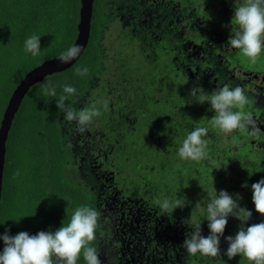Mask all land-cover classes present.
Wrapping results in <instances>:
<instances>
[{"label":"trees","instance_id":"obj_1","mask_svg":"<svg viewBox=\"0 0 264 264\" xmlns=\"http://www.w3.org/2000/svg\"><path fill=\"white\" fill-rule=\"evenodd\" d=\"M144 1L145 3L148 2L151 5L154 3L155 8L152 6V9L149 11L156 12L155 14L148 12L150 16L143 15L142 12H135L133 18L134 22L131 24L134 26L135 31H131L130 33L127 32V35L128 37L131 36L129 39H138L141 42V55L143 57V61H148V63L161 61L162 64L163 59L167 57V54H169L170 57L174 54H176L177 57L183 56L184 53H186V47L188 48V42L192 36L195 40L202 37L199 34V31H202L204 27H206V29H210L213 24H222L225 25L226 28L228 25L231 27L230 20L234 17V13L231 12L229 13L230 18L227 19L228 16H226L225 20H223V15L226 14H224L223 11L220 12L217 10L216 13L214 12V14H217V17H214L215 19L212 23L209 21L206 24L201 22L197 23L193 18L187 17L189 11L186 12L182 10L178 3H181L182 1L184 5H188L190 2L200 5L201 3L198 0ZM144 1L94 0L89 43L82 57L71 68L49 75L43 80L35 83L24 96L19 106V108L22 107V112L25 109L23 107L24 104L22 103L28 94H35L36 96V100L30 106L29 111L25 110V114L27 111V118L23 124H20L21 131L25 139L24 144L26 145V151H28L30 147L32 151H36V155L34 154L33 157L35 158L31 159L33 163L31 166H23L22 170H25L22 172V175L26 178V183L21 186L31 187L32 192L40 195L42 200L48 202H52L63 196L66 197V212L60 214L61 220H59L58 227L55 225L53 232L61 227L62 224L66 225L70 221L71 215L77 207L89 206L97 210L100 213V216L98 218L95 233L96 238L91 242L90 246L97 249V246H99L98 244L101 245V251L104 252L101 253V259L99 256L101 264H115L120 260L123 261V258L125 257L134 258L138 253L136 249L138 247H140V249H144L148 244L154 250V247L158 246L157 243L159 241V235H163V244L159 247L162 251L159 253L161 256V259H159L161 264H249L243 256L237 255L233 259L229 260L227 256L224 255V252L228 247L225 237H234L241 224L236 223L237 221L233 219H230L229 223H227L224 235L220 238V256L212 258L202 256L199 253L196 256H191L182 246L186 239V233L190 232L189 225L186 223H191L193 221L201 222V235L204 237L210 235V230L208 228L209 221L205 218L207 204L210 200L209 193L214 192L216 182H218L219 179V177H213L214 174H216L213 169L219 165V158L216 159V157L221 154V151L213 153V145L208 146L207 151L209 152V155L207 160L211 162L209 166L205 163V159L199 162L190 160L186 161L180 159L178 156V149L190 132L195 130L197 127L208 128L211 125L209 121L215 113L211 107H208V105L205 107L207 111L204 113H202V111L201 113H190V110L185 113L184 117L186 125L184 126L183 131H180L179 129L177 141L175 140L176 136L174 135L176 133L171 134L170 132L171 129L178 131L176 130L177 128H167L166 125L165 128L162 127V129H155L156 131L149 127L153 131V135H147L156 140L154 145L146 143L149 137L146 139H141L140 136L135 138L136 142H143L139 143L138 147L141 151V155L148 161L146 166H150V173L143 178L146 180L147 185L145 189L137 191L129 187V191L127 192L135 198L142 194L150 197L145 209L147 211L151 209L150 207L157 209L155 215L162 217V221L160 223L154 222V218H152L151 223L135 222L132 225L124 224V221L129 222L131 220V210L127 205H125L123 210H121L123 207V205H121L123 200L120 201L119 197H115L113 191L115 192L116 189L108 190V188L109 186L112 187L117 182L124 181L127 177L134 179L135 173H130L128 171H126V173H121V170L117 171L119 176L116 183H108L106 180V183H103V188L100 186L91 188L85 184L79 185L77 177H68L66 174L63 175V167L67 161V154L61 146L62 135L60 131L64 120V114L57 108L56 100L63 94V86L68 84L76 89V93L70 96L68 101H65V103L73 105L74 102L82 95L87 81H89L93 74L100 71L104 55L99 45V37L108 15L114 12L111 9L117 7L119 4L127 2L130 4L126 6L128 7V9L126 8L128 11L129 8H131V4L135 6V8H132L133 10H139V8H143ZM61 4L62 0H0V124L12 90L20 83L28 71L43 64L51 58L59 57L60 53H62V51H59L62 49L61 45L68 44L69 40H71V46L74 45L80 27L81 2L80 0H76L74 1V5L72 3V7L69 8L71 18L64 19L62 23L60 18L63 6ZM110 4L114 5L111 6ZM202 9L203 5L199 7V12L202 14V17H205V19L208 20L210 17L201 12ZM179 17L181 18L179 19ZM53 19L60 22L61 26L59 29L63 28L65 34L64 39L57 40V44H54L53 41V46H56L54 51L59 52L55 53L52 49H49L45 55L38 54L36 56L26 52L24 49L25 41L32 35L40 37V47L45 46L43 44L48 42V37L44 35L42 28H44L45 25ZM55 33L56 32L52 33L50 38ZM68 35L69 37L67 38ZM184 43L185 46H183ZM57 47H59V50ZM176 56L174 59H176ZM133 58L126 61L124 67L116 70L112 75L110 74L112 76L110 77L112 85L115 83L113 80L114 75L117 77L120 75L118 78L125 80L123 85L126 87L129 84L128 81L132 74H136L138 79L142 78V74L139 72V69L135 70L136 68L131 66V63L134 60ZM82 67L88 68V74L85 76L76 75V69ZM49 80L52 81L55 86L57 93L55 97H45L42 95V89ZM208 86L211 87L212 85ZM219 89V87L218 89L214 88V92ZM184 90L186 91L185 93H187V85H185ZM140 100L143 102L144 98L141 96ZM125 102H130L128 105H131V103H133L132 96H127ZM140 106H143V103H140ZM99 107L100 105L98 108ZM150 110L151 109L146 112ZM107 112L109 114L112 113L111 109H108ZM121 112L123 113L121 119L124 121L120 124L115 123V126H117L119 131L123 133V135L120 134L118 136L122 143L123 141L134 137L132 132L135 129V126L134 124L129 123L130 125L132 124V129L125 130V125L128 119L134 117L131 116V113L129 112ZM147 115H149V113H147ZM113 116L116 121L115 112H113ZM15 118L13 120L12 127L14 125ZM12 127L9 131L6 144L0 209L4 192V183L8 182L12 185L19 186L20 182L18 181V178H10L12 175L11 172L14 174L17 172L18 163H21L20 158L13 160L11 166L9 160H7L8 150L10 151L11 142L15 138L14 134L11 135ZM140 128L147 131L146 133L150 132V129L144 124H141ZM213 129L215 131H219V129ZM162 134L163 136L164 134L167 136L163 137ZM232 134L234 136L233 142L238 145V148L233 149L232 146L225 147L222 152L226 154V158L220 160H223V164H227L232 157H236L237 161H234L233 163L240 171V175L238 176L239 181H236L235 178H230V181L225 182L227 184L231 183L229 190L226 186H224L225 183H223L221 185L218 184L216 191L221 189L223 191H227L230 195H233L231 189H234V184L239 185L237 188L247 184L248 188H245L248 193L247 198L243 199L234 197L233 199H238V203L241 208H246L252 212L251 218L247 221V226H251L255 223L264 222V216L255 211L251 190L252 184L264 179V151H257L255 146H253L250 141H246L249 134L246 133L244 129H237L233 131ZM206 138V136L202 137V139L205 140ZM124 143L129 145L127 142ZM136 147L137 144L134 145L135 154ZM241 148L250 151L252 149L255 153V157L251 158L252 160L247 158L245 160L241 159L240 161V155L238 156L240 151L238 149ZM181 163L184 164V168L186 169L183 171V177L186 178V184H178L175 188L174 186H168L171 193H168L167 196L168 198H175L176 196L189 197L190 201L187 203L185 208H177L171 215L169 214V216L163 215L158 204V200L162 201L163 197L161 196L164 195V192L159 190L162 188V185L159 184L160 180L165 173L173 170H180L179 166ZM129 164L133 163L131 162ZM138 164L139 159L138 161L135 160L133 164L134 167L130 168L131 172H135L137 170L136 166ZM20 166H22V163L19 167ZM205 167H207L206 170L204 169ZM74 173L76 172L74 171ZM156 180L159 183H157ZM149 181H153L154 183H150ZM147 183H150L151 185L149 186ZM166 187L164 185V188ZM121 188L124 189L125 187ZM100 189H102V191ZM156 190L160 192V195L156 192ZM193 193H195V198L196 196L201 197L200 204L195 207L191 204V201L194 198L192 196ZM217 194L219 193L217 192ZM108 198L111 203H107ZM123 198H125L124 202H126L127 199L125 195H123ZM120 206L122 207L120 208ZM103 208L106 210H103ZM52 220L47 224H43V220L40 222L37 221L34 225L35 228L30 232L34 231L36 234L40 231L52 232L49 226ZM183 221H185V223H183ZM153 236H156V238H153ZM164 238L167 240L165 246H163L165 243ZM175 251L178 253L175 254ZM0 252H2L1 248ZM174 255L177 257H174ZM77 264H86L82 254L77 261Z\"/></svg>","mask_w":264,"mask_h":264},{"label":"rangeland","instance_id":"obj_2","mask_svg":"<svg viewBox=\"0 0 264 264\" xmlns=\"http://www.w3.org/2000/svg\"><path fill=\"white\" fill-rule=\"evenodd\" d=\"M74 1L76 0H62L61 5L63 7H62L61 18H60L61 23L63 22L64 19L71 18L69 8L72 7V3L74 5ZM163 1H167V0H163ZM198 1L201 3L200 5L193 4L192 2H190L188 5H184L182 1L181 3H178V2L177 3L181 6L182 10L186 12L189 11L187 14V17L193 18L194 20H196L197 23L201 22L203 24H206L208 21L212 23L213 20L215 19L214 17H217V14H214V12L216 13L217 10H219L220 12L223 11V13L226 14V15H223V20H225L226 16H228L227 19L230 18L229 13L231 12L234 13V8L239 7L244 3V0H198ZM143 3H144L143 8H139V10L137 9L133 10L132 8H135V6L131 4V8H129V11H128L127 10L128 7L126 6L130 4H128L127 2L119 4L116 9H111L114 12L108 15V18L104 24V31H102L101 36L99 38V45L104 55V59L106 63L105 70L107 72L104 73V76H107L111 74L112 72H114V69H115L114 65H119V62H120L119 60L121 58H124V57L130 58L134 56V60L132 61L131 66L136 68L135 70L139 69V72L142 74V78L136 81L143 84L144 80L146 83V82H150L151 78H153L154 79L153 84H156L157 82H159L160 75H162L161 61L160 62H150V63H148V61L144 62L143 57L141 55V51H140L141 42L138 39H133V38L129 39L131 36L128 37L127 35V32L130 33L131 31H135L134 26L131 25L134 22L133 18H134L135 12H142L143 15H148V16H150L149 13L155 14L156 11H149L150 9H152V6L154 7V3H152V5L148 2L145 3V1ZM202 5H203V9L201 10V12L207 14L210 17L208 20H206L205 17H202V14L199 12V7ZM180 18L181 17H179V19ZM60 26H61L60 22L57 20L55 21V19H53L49 23H47L44 28H42L44 35L48 37L47 38L48 42L43 44L45 45L44 47H40V50L41 49L42 50L39 52V55H45L49 49H52L54 51L56 46H53V41H54V44H57V40L64 39L65 34H64L63 28L59 29ZM54 32H56L55 33L56 35L54 34L50 38V36ZM199 34L201 36L204 35V39L195 40L192 36L188 42V48L186 47L187 50H186L185 58H186V61L189 60L188 63H190V66L187 67V64L185 62L184 78H185L186 84L188 80L190 81L191 89L193 87V84H192L193 78L195 79L197 77V71H195L196 67L194 66L195 59H199V61H203L204 59H202V57L205 56V54H203L202 52L203 50H205L206 52H209L210 54L212 52H215V48L220 44V42H218L220 41V39L221 41L223 40L224 42L228 41L231 35V27L228 25V27L226 28L225 25H222V24H213L212 28L210 29H206V27H204L202 29V32H199ZM226 36L228 37V39L226 38ZM68 37L69 35L67 36V38ZM61 46H62L61 50H59V47H57V49L59 51L64 52L69 47H71V40L68 41V44L61 45ZM226 46H229L231 48V46L228 43ZM223 48H221V50H223ZM230 48H229V51H231ZM59 51H54V52L56 53ZM232 53L233 55H235V58L239 57L241 59L240 60L241 66L244 69H249L246 71L264 70V53L261 52V55L255 64L251 63L246 57H244L241 54L240 50L238 49L236 51H232ZM175 56L176 54L173 55V57ZM215 57L218 60L220 58L218 57V55H216ZM169 66L174 68L175 64H173L172 62L169 64ZM173 68H171L170 70H172ZM210 70L211 68L207 67V71H210ZM230 72H231V69H230ZM101 77L102 75L100 76V78ZM200 78L201 80H199L198 82L195 80V83L203 88L205 96L208 97L214 93V89L213 88L210 89V87L208 86V85H212L211 82L213 79L209 77L202 78L201 75H200ZM103 79L104 77L102 78V80ZM235 79L237 80V82H238V79L241 80L239 76L236 77ZM256 82L258 84V81ZM238 86L244 89V88H247V83L240 81L238 82ZM143 87L145 89L144 85ZM249 88H251L250 85H249ZM14 89L12 90L11 94L13 93ZM94 89L100 90V91H106L105 90L106 86L104 87L103 84L101 83V84H97ZM257 91H259V86L257 88L256 87L253 88V92L256 93ZM189 92L190 91L187 89V93L183 94V99H184L183 114L186 113L188 110L192 111L193 108L194 110L201 111L202 109L207 107V105L208 107H211L210 103H208L207 101H205L204 103H198V102H195L193 99L190 101V104H186L185 99H186V95H188ZM94 94H95L94 90L89 91L87 94V100H85V102L82 103V107L76 108L75 110L80 111L82 110L83 107L91 108L94 105V101L92 100ZM170 96L172 98L168 100L167 106H169V115L171 116V115H175V109L173 108V106L176 105L177 98H176L175 93H171ZM89 97L90 99H88ZM189 98H191L190 95H189ZM35 100H36L35 94L32 95L31 93H29L28 96L25 98L24 102L22 103L25 105V106L23 105L25 109L22 112V107L21 108L18 107L19 109H17L16 115H15L16 118H15V122L12 127V131H11V135L14 134L15 138L11 142L10 151L8 150L7 160H9L10 166H11L13 160H17L20 158L22 166L19 167L21 163H18L17 172H19V176L15 177V178H18V181H20L19 186L12 185L8 182L4 183V192H3V198H2L1 209H0V236L5 234V232H7L8 235L10 236H15L17 234V230L19 229H23L21 232H27V229H29L28 231H31L35 228L34 226L35 223L37 221L40 222L42 220H43L42 222H44L43 224H47L53 219L52 220L53 224L57 225L58 227L59 220H61L60 214H63L66 212L67 202L65 201L66 199L65 196L59 199L57 198L56 200L52 202L50 201L48 202V201L42 200L40 195L32 192L31 187L21 186L26 183V178H24V176L22 175V172L25 170V169L22 170L23 166L28 167L33 164L31 159L35 158L33 156L34 154L36 155V151L35 150L32 151L30 147L28 151H26V148H25L26 145L24 144L25 139L23 137L20 124L24 123L25 119L27 118L26 117L27 111H29L30 106L34 103ZM259 102L261 101L259 100ZM156 104L158 106H161L160 101H158V103ZM246 107L247 105L245 106V108ZM245 108L243 110H245ZM25 110H27L26 114H25ZM235 110L236 109H234V111ZM147 117H148L147 114L139 115L138 121L134 123L135 129L133 130L132 133L136 134L135 137L140 136L141 139L143 138L146 139L144 133H146L147 131L140 128V124H141L140 121L144 122L147 119ZM99 121L105 124L107 122V118H103L101 114L93 118L92 123L89 124L86 127V130L84 131L86 132L88 139L91 140L92 136H94L95 134L97 135L98 138H100V136L104 135V133L106 134V137H109V134H108L109 132L104 131L103 133V129L101 125L99 124ZM71 123H72V127L74 128V132L79 131L78 124L75 121H72ZM131 129H132L131 125H125V130H131ZM112 130H114L113 132L120 134V132H118L119 131L118 127H115ZM232 133L225 134L220 130L215 131L211 125L208 127V133L206 135L207 137L206 141L208 142V146L213 145L214 147L213 153H217L218 151H221L220 152L221 154L217 155L216 157V159L219 158V165L215 168L213 167L214 168L213 170L216 172V174H214L213 177H216V178L219 177L218 182H216L215 189L218 186V184L221 185L225 182L230 181V178H235L236 181H239L238 176L240 175V171L234 166V163H233L234 161H237L236 157H232L227 164H223L222 162L223 160H220V159L226 158V154L222 152V150L225 147L232 146L233 149L238 148V145L235 142H233L234 136ZM121 135H123V133H121ZM174 135L176 136L175 140L177 141V134H174ZM124 142H127L129 144L128 140L123 141L122 143L120 142V140L119 141L115 140L114 144H109L108 151H109L110 156L108 155L107 158L101 157L100 159H97V161L95 160V156L97 154L90 151L89 148L84 149L83 154L80 156L78 155L79 157L77 158V162L79 166V173L83 181L87 185H91L95 187L98 184L101 188H103V183H106L105 182L106 180L108 181V183H112V182L116 183V180L119 175L117 171L121 170V173H126V171L130 173H135L134 179L127 177L124 181L117 182L115 185H113L112 187L109 186L108 188V190L116 189V191L115 192L113 191V193L116 198L121 197V201L125 199L122 196L123 195L126 196L127 201L123 203L130 208L132 218H131V221L129 222L127 221L124 223L126 225H132V222L151 223L152 218H154V222L160 223L162 221L161 220L162 217L155 215V212L157 211V209H155L154 207H150L151 209H149L148 211L145 209L147 207L146 204L150 200V197L142 194V195H139L137 198H135L133 195L127 192L129 191L128 190L129 187L137 191L139 190L142 191L143 189L147 187L146 180H144L143 178L150 173V166L149 167L146 166L148 161L145 159L144 156L141 155V151L139 150V147H138L139 143H143V142H140V141L136 142L134 140L133 143L129 145H126V143ZM146 143L154 145L156 143V140L153 137H149ZM103 144L104 142H102L100 139H98L97 142H95L97 149L103 148ZM135 144H137L136 154L134 153ZM81 149L82 148L79 147L76 152L77 153L80 152ZM238 150L240 151L238 154V156L240 155L239 156L240 161L241 159L245 160L247 158H250V160H252L251 158L255 157L254 156L255 153L252 149L251 151L244 149V148H241ZM23 154H26V155H23ZM138 159H139V164L136 166L137 172L136 171L131 172L130 168L134 167L133 164L135 160L138 161ZM131 162L133 164H129ZM205 163L209 166L211 162L205 159ZM179 167H180V170L178 169L177 171L173 170V171H169L168 173H165L164 176H162L160 183L156 180L157 183L162 185L161 189L159 188L157 189L164 192V195L161 196L163 197V199L165 197H168L167 196L168 193H171L168 186H174L175 188L176 186H178V184H184V185L186 184V178L183 177V171L186 170L184 168V164L181 163ZM204 169L206 170L207 167H205ZM11 174L12 175L10 176V178H14V173L11 172ZM149 182L154 183L153 181H149ZM150 183H147V184L150 186L151 185ZM164 185L165 187L166 186L167 187L164 188ZM230 185L231 183L224 184V186H226L228 190L231 187ZM121 187H125V188L123 189ZM237 187H239V185L234 184V189L233 188L231 189L233 198L234 197H239L243 199L247 198L248 193L246 192L245 188H248V187H240V188H237ZM220 191L221 189L217 190L218 193ZM156 192L160 195V192L158 190H156ZM192 196L194 198L191 201V204H193V207L198 206V204H200L201 202V197L196 196L195 198V193H193ZM184 198H186L188 202L190 201L189 197H184ZM107 203H111L109 198L107 200ZM153 203L157 205L155 202ZM230 218L231 220L233 219L237 221L236 223H241V221H239L235 217L232 218L231 216L228 217V223L230 221ZM189 230L190 232L192 231L190 226H189ZM153 238H156V236H153ZM158 238H159V241L157 243L158 246H155L154 250L149 246V244L144 249H140V247L136 249L138 252L137 256L140 257L139 259L144 260V259H149V258H158L160 256L159 253H161L162 251L161 249H159V247L162 246L163 244L162 243L163 235H159ZM164 241L165 243L163 246H165L167 240L164 238ZM98 245L99 246H97L98 247L97 251L101 259L102 257L101 253H104V252L101 251L102 249L101 245L100 244ZM0 248L3 251V248H4L3 240H0ZM156 262L158 264H161L155 259H152L150 262L147 260L144 261L145 264H155ZM136 263L138 264V262ZM122 264H130V260L126 259L125 262H123Z\"/></svg>","mask_w":264,"mask_h":264},{"label":"clouds","instance_id":"obj_3","mask_svg":"<svg viewBox=\"0 0 264 264\" xmlns=\"http://www.w3.org/2000/svg\"><path fill=\"white\" fill-rule=\"evenodd\" d=\"M227 43L251 63L255 64L264 50V0H244V3L234 8V17L231 20V35ZM26 52L33 56L39 54L40 37L36 35L26 39L24 44ZM79 45H73L60 53L58 60L68 63L76 59L81 53ZM88 68L76 69V75L85 76ZM45 97L57 95L52 81H48L43 89ZM76 93L71 85L63 86V94L56 100L57 108L64 114L63 119L69 122L75 121L79 131L83 132L92 123L93 118L99 116L100 110L93 105L76 111L73 106L66 104L69 97ZM190 97L198 103L207 101L215 115L210 119L213 128L219 129L225 134L237 129H244L254 124L251 113L243 109L248 103L244 90L237 86L230 89L225 86L210 96L206 97L204 90L198 84L189 92ZM97 103H101L97 101ZM104 109L108 108V102H102ZM234 109H236L234 111ZM208 133L207 127H197L183 140L178 149V156L182 160L199 162L208 158V142L202 137ZM19 172L14 174V178ZM247 187V184L242 185ZM252 201L255 211L264 216V179L251 185ZM210 200L207 204L206 220L209 221L210 235H201V222L188 224L192 231L186 234L183 248L191 256L198 253L202 256L215 258L221 255L220 238L224 235L228 217L232 216L241 221L236 235L225 237L228 247L224 252L229 260L237 255L243 256L249 264H264V222L247 226V221L252 212L241 208L238 199H233L227 191L221 190L217 194L209 193ZM188 201L184 197L168 198L159 201V208L163 215H171L177 208H183ZM100 213L89 206L77 207L71 215L70 221L62 224L55 232L40 231L35 235L20 232L15 236L7 232L0 236L4 248L0 252V264H77L81 254L86 264H101L97 249L91 245L95 240L96 228ZM185 223V221H183Z\"/></svg>","mask_w":264,"mask_h":264},{"label":"flooded vegetation","instance_id":"obj_4","mask_svg":"<svg viewBox=\"0 0 264 264\" xmlns=\"http://www.w3.org/2000/svg\"><path fill=\"white\" fill-rule=\"evenodd\" d=\"M110 5L113 6L114 4H110ZM117 7L112 8V9H116ZM79 29H80V27H79ZM102 31H104V27H103ZM199 32H202V31H199ZM101 33H100V36H101ZM77 37H78V35H77ZM77 37H76V39H77ZM226 38L228 39L227 36H226ZM76 39H75V42H76ZM201 39H204V35H202L201 38L199 37L197 40H201ZM75 42H74V44H75ZM218 42H220V44L215 48V52H212L209 54V52H206L205 50L202 51L203 54H205V56L202 57V59H204L203 61H199V59H195L194 66L196 67L195 71H197V77L195 79L193 78L192 84L194 86V85H196L195 80L197 82L199 80H201L200 75L202 78L209 77V78L213 79L211 82L212 86L210 87V89L211 88L218 89V87L221 89L225 86L232 89V88L237 87L238 82H240V81L247 83V88L243 89L244 92L247 94V95L246 94L245 95L248 99L247 107L245 108L244 111L247 113H251V115L254 119V124L244 128L245 132L249 134V137H247L248 139L246 138V141H250L251 144L253 146H255L257 151L258 150L264 151V88H263V86H264V70L246 71L249 69H244L241 66V62H240L241 59L239 57L235 58V55H233V53H232V51H236L237 49H234L232 47L230 48L229 46H226L227 41L224 42L223 40L221 41V39H220V41H218ZM183 46H185V43L183 44ZM221 48H223V50H221ZM229 48L231 51H229ZM86 49H87V47H86ZM262 53H264V50H262ZM185 55H186V53H184V55L180 56V57L176 56V59H174L173 56L170 57V55L167 54L166 55L167 57H165L163 59V62L161 64L162 75H160V80L156 84H153V82H154L153 78L151 79L150 82H146L147 84L145 83V81H144L145 84L144 83L142 84V83L136 81V80H138V78L136 77V74H132V76L130 77V79L128 81L129 84L127 87L123 85L125 80L118 78L120 75L118 77L114 75L113 80L116 83V84L114 83L115 85L111 84L112 82H111L110 77H112L111 75L116 70H119L122 67H124L125 62L131 60L134 56L130 57V58H126V57L121 58L119 60L120 61L119 65H114L115 66L114 72H112L111 75L109 74L107 76H104V73H106L107 71L105 70L106 63H105V59L103 58L102 63H101V67H100V71H97L95 74H93L91 76L89 81H87L85 88L83 89L82 95L71 106H73L75 109L82 107V103L85 102V100H87L88 92L94 90L95 94H94L93 99H92L94 101V105L97 103V101L101 102V103H97L95 106L98 108V106L100 105V107L98 109L100 110L101 115L103 116V118H107V122L105 124L101 123V121H99V124L101 125V127L103 129V133H104V131L109 132L108 133L109 137H106V134L104 133V135H101L100 138H98L97 135L95 134L94 136H92V139L90 140V139H88L86 132H84V131L83 132H81V131L74 132V128L72 127V123L69 121L63 120L62 128L60 130L61 135H62L61 146L67 154V161L63 167V170H64L63 175L66 174L68 177L69 176L70 177H77L79 185L85 184L86 186H90L91 188H93V186L87 185L83 181V179L79 173V166H78L77 158L83 154V150L86 148H89L90 151L97 154L95 156L96 161H97V159H100L101 157L107 158V156L109 155L108 145L114 144L115 140H117V141L120 140V138L118 136L121 134V132L118 131V132H120V134H117V133L113 132L114 130H112V129L117 127V126H115V123L120 124L124 121L123 119H121V116L123 114L121 111L129 112V113H131V116L134 117V118H129L126 125L129 123L134 124L135 122H137L139 119V115L149 113L147 119L144 122L140 121L141 124L146 125L147 128L151 127V129H154V130L155 129H162V127L165 128L164 125H166L167 128L168 127L169 128H177L176 130H178V131L171 129L170 130L171 134L176 133L178 135L179 129H180V131H183V128L186 125L185 124L186 121H185V117H184L185 113L183 114V110H184L183 94L185 93V90H184L185 85H187V89L189 91L191 89L190 81L188 80V82L186 84L185 78H184L185 62L187 64V67L190 66V63H188L189 60L186 61ZM216 55H218V57H220L219 60L216 59V57H215ZM123 59H124V61H123ZM172 62H173V64L175 62L174 68L169 66V64ZM72 66H70L69 68H71ZM207 67L211 68V70L207 71ZM69 68H67V69H69ZM169 68L170 69L173 68V69L169 70ZM230 69H231V72H230ZM201 70H202V72H201ZM50 75H52V74H50ZM101 75H102V77L100 78ZM186 75H187V73H186ZM238 76L241 78V80L238 79V82H237V80L235 78ZM103 77H104V79L102 80ZM243 77H245V78H243ZM256 81H258V84ZM101 83L103 84L104 87L106 86V89H105L106 91H100V90L94 89L97 84H101ZM143 85L145 86V89H144ZM249 85L251 86V88H249ZM258 86H259V91H257L256 93L253 92V88H255V87L257 88ZM169 93L170 94L175 93L176 98H177V103H176V105L173 106V108L175 109V115H171V116L169 115V106H167L168 100H170L172 98L171 96H169ZM127 96H132L133 103H131V105H128V103L130 104V102H127V103L125 102V99L127 98ZM141 96H142V98H144L143 102H142V100H140ZM186 97H187L185 99L186 104H190V101L192 100V98H189V94L186 95ZM88 99H90V97ZM105 100L108 102V108L107 109H104L102 106V102ZM259 100L261 102H259ZM158 101L161 102V106H158L156 104V103H158ZM140 103H143V106H140ZM84 108L85 107H83L82 109H84ZM108 109H111V112H112L111 114H109L107 112ZM116 109H117V111H116ZM149 109H151V110L146 112ZM198 111L194 110V108H193L190 113H198ZM201 111H202V113H204L207 110H206V108H204ZM201 111H199V113H201ZM113 112H115L116 121H118V122H116L114 120ZM158 115H159V117H158ZM132 124H131V126H132ZM151 129H150L149 133H144L146 138L149 137L148 135H153V133H152L153 131ZM132 134L134 137L132 139H130V138L128 139L129 144H132L136 138L135 137L136 134L135 133H132ZM162 136H163V134H162ZM164 136H167V135L164 134ZM98 139H100L102 142H104L103 148L97 149L95 142H97ZM156 139H157V137H156ZM120 142H121V140H120ZM79 147L82 149L80 152L77 153L76 151L78 150ZM77 167H78V169H77ZM74 171L76 173H74ZM98 186L99 185L97 184L95 187H98ZM100 190L102 191V189H100ZM119 200L121 201V197ZM123 202H124V200H123ZM123 202L121 204V205H123V207L120 206V208L122 207L121 210H123V208L125 207V204ZM103 210H106V209L103 208ZM124 222H127V221H124ZM132 224H134V222H132ZM54 225L55 224H53V222H51V224L49 225L50 230L52 232H53V229L55 228ZM22 230L23 229L17 230V234L20 233ZM28 230L29 229H27V232L29 233V235H35L36 234V232H34V231L30 232ZM177 253L178 252H175V254H177ZM179 254H182V253H179ZM174 257H177V256L174 255ZM139 258L140 257H138V256H135L133 259L125 257V258H123V261L120 260L119 262H117L115 264H122L123 262H125L126 259L130 260V264H137L136 262H138V264H145L144 263L145 260L150 262L152 259H155L156 261L160 262L159 259H161V256H159L158 258H149V259H144V260L139 259ZM181 259H182V257H181ZM106 264H108V263H106ZM109 264H111V263H109ZM155 264H158V263L156 262Z\"/></svg>","mask_w":264,"mask_h":264},{"label":"water","instance_id":"obj_5","mask_svg":"<svg viewBox=\"0 0 264 264\" xmlns=\"http://www.w3.org/2000/svg\"><path fill=\"white\" fill-rule=\"evenodd\" d=\"M80 2V29L74 44L79 45L82 48L79 56L66 64L60 62L58 60L59 57L51 58L45 61L43 64L31 69L16 86L9 98L0 124V200L3 188L7 139L17 109L20 106L24 96L35 83L43 80L46 76L65 70L75 64L84 54L88 45L94 0H80Z\"/></svg>","mask_w":264,"mask_h":264}]
</instances>
